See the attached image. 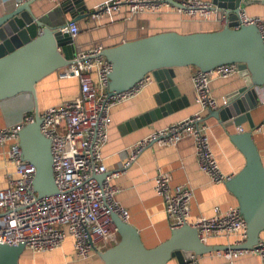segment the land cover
<instances>
[{"label": "built area", "instance_id": "2783aa9c", "mask_svg": "<svg viewBox=\"0 0 264 264\" xmlns=\"http://www.w3.org/2000/svg\"><path fill=\"white\" fill-rule=\"evenodd\" d=\"M25 1L28 0H19L15 5ZM122 8H126L131 16L171 12L188 21L210 22L220 29L231 23L229 13L211 0H109L98 5L90 16L100 20ZM250 25L257 27L264 44V21L247 16L244 9L239 8L232 29ZM59 31L73 40L80 33L77 22L72 20L66 21ZM104 48L100 44L86 49L76 46L73 61L64 70L67 77L77 80L78 95L38 112L40 132L51 144L55 194L36 197L32 189L35 168L21 155L19 132L34 121L33 112L23 113L19 122L0 128V147H5V186L0 189L1 244L22 245L26 252L39 255L62 248L70 238L75 260H87L114 246L119 237L112 216L117 215L127 222L129 213L118 203V189L112 181L152 145L175 147L189 138L193 141L197 166L210 183L223 185L233 177L220 171L210 147L208 128L202 119L205 112L219 108L211 94V82L237 75L239 70L235 63L206 72L195 69L191 83L198 110L181 121L154 130L133 144L123 171L109 172L102 150L108 141L111 111L138 96L154 80L147 74L129 91L108 94L111 64L102 55ZM263 127L264 119L255 130L260 131ZM238 133H243V129L239 128ZM99 176L101 180L97 178ZM170 181V175L165 172H158L152 179L153 191L163 201L170 229L188 225L196 230L203 245L212 238H233L232 244L211 252L225 264H235L245 255H256L264 264V241L252 249H238L247 240V227L237 206L225 210L214 208L211 217L199 216L190 220L192 189L171 187ZM188 257L194 262L197 258L190 253Z\"/></svg>", "mask_w": 264, "mask_h": 264}, {"label": "water", "instance_id": "95a60500", "mask_svg": "<svg viewBox=\"0 0 264 264\" xmlns=\"http://www.w3.org/2000/svg\"><path fill=\"white\" fill-rule=\"evenodd\" d=\"M39 1L28 0L0 14V105L2 108L18 105L15 123L23 113L32 111L34 114V121L19 132V145L22 158L35 168L32 189L37 198H44L57 190L52 174L51 144L40 132L35 86L73 61L76 41L59 29L66 21L77 22L91 13L81 0H67L55 11L60 19L53 20L49 14L42 15ZM211 1L229 13V25L219 30L160 32L104 48L102 55L111 64L108 94L129 91L147 74L152 75L158 86L157 107L137 119L139 122L170 113L173 101L179 98L173 82L174 68L194 67L206 72L235 63L243 86L228 97L225 105L209 113L225 129L247 122L250 129L255 130L250 111L258 105V92L264 87V44L257 27H232L237 22L239 8L264 4V0ZM228 138L243 155L245 165L223 185L235 198L247 227V240L238 249H252L264 232V166L252 131L228 134ZM97 178L102 179L101 176ZM112 220L119 241L97 255L102 264H170L172 261L174 264H195L188 257L189 253L199 257L220 249L201 244L196 230L188 225L170 229L166 241L147 248L135 227L117 215H113ZM25 254L22 245L0 243V264H19Z\"/></svg>", "mask_w": 264, "mask_h": 264}, {"label": "crops", "instance_id": "0c3cea01", "mask_svg": "<svg viewBox=\"0 0 264 264\" xmlns=\"http://www.w3.org/2000/svg\"><path fill=\"white\" fill-rule=\"evenodd\" d=\"M19 0H0V14L11 9ZM67 0L39 1L37 4L43 9L42 15H50L53 20L60 19L55 12ZM87 11L94 9L109 0H81ZM180 2L181 0H174ZM247 16L264 21V4L254 3L242 7ZM42 12V10H41ZM66 19H69L67 16ZM52 22V20H50ZM80 33L76 46L80 49L90 48L94 44L104 47L119 45L126 41L135 40L148 35L166 31L191 32L200 30H219L218 25L210 22L188 21L175 13L160 12L157 14L142 13L131 16L126 8L100 20H93L91 16L77 21ZM196 68L178 67L173 69V82L178 89L179 98L173 101L170 113L162 118H149L147 122L137 119L157 107L155 96L159 93L157 84L153 81L135 98L116 106L111 111V121L108 130V141L102 152L104 164L109 172L123 171V166L129 159V148L146 137L154 130L166 127L181 121L198 110L194 102V92L191 75ZM243 86V80L237 74L227 79H216L211 82L210 89L213 98L219 103L227 101L237 89ZM36 99L39 110L57 106L64 101L71 100L79 93L76 79L69 78L65 70H59L35 86ZM20 108L8 105L0 107V128L15 123ZM251 120L258 127L264 119V87L258 92V105L250 111ZM20 117V115H19ZM202 122L206 127L211 150L220 171L226 175H235L245 165L243 155L232 145L228 134L252 131L253 141L264 166V127L262 130H251L247 122L240 127L224 128L223 124L211 113L203 114ZM5 147H0V189L5 186L4 154ZM158 172L170 175L171 187L188 186L193 191L190 204V220L196 217H211L214 208L225 210L237 206L235 198L225 189L224 185H215L209 182L196 163L193 141L183 139L175 147H161L152 145L146 148L130 165L113 179L112 184L118 189L116 199L120 206L128 211L127 223L135 227L145 247L152 248L166 241L170 237L169 222L164 213L162 199L152 188V179ZM260 241H264V232ZM233 238H212L207 245L221 248L232 244ZM27 254V255H26ZM21 260L28 261V256L34 260L33 264H57V259L64 264H102L97 257L87 260L73 258L72 241L67 239L62 248L39 255H32L28 251ZM91 262V263H90ZM170 264H174L172 261ZM195 264H225L222 258L213 253L199 256ZM235 264H261L256 255H245L236 260Z\"/></svg>", "mask_w": 264, "mask_h": 264}, {"label": "rangeland", "instance_id": "374dc122", "mask_svg": "<svg viewBox=\"0 0 264 264\" xmlns=\"http://www.w3.org/2000/svg\"><path fill=\"white\" fill-rule=\"evenodd\" d=\"M28 259H29L28 261L20 260L19 264H33L34 263V260H32V257H30V255L28 256ZM57 264H64V263H62L60 260L57 259ZM70 264H80V263L75 262V263H70Z\"/></svg>", "mask_w": 264, "mask_h": 264}, {"label": "trees", "instance_id": "16d2710c", "mask_svg": "<svg viewBox=\"0 0 264 264\" xmlns=\"http://www.w3.org/2000/svg\"><path fill=\"white\" fill-rule=\"evenodd\" d=\"M23 258H24V256H23ZM24 260V259H23ZM25 261V260H24Z\"/></svg>", "mask_w": 264, "mask_h": 264}]
</instances>
